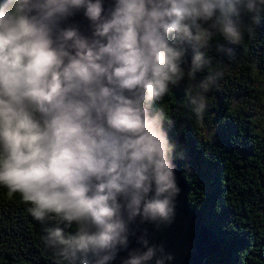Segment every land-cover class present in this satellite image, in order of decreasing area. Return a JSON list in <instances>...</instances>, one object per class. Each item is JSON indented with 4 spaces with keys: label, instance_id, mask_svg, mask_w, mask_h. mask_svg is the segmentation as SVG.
Returning a JSON list of instances; mask_svg holds the SVG:
<instances>
[{
    "label": "clouds",
    "instance_id": "obj_1",
    "mask_svg": "<svg viewBox=\"0 0 264 264\" xmlns=\"http://www.w3.org/2000/svg\"><path fill=\"white\" fill-rule=\"evenodd\" d=\"M261 6L264 0L0 4V188L51 225L42 242L56 264H109L127 248L137 217L172 222L175 146L153 104L184 78V45L192 46L187 75L195 79L211 64L202 50L214 34L239 44L241 14L259 23ZM80 11L89 35L61 27ZM222 76L211 72L189 97L197 121L205 93ZM139 243L146 250L130 252L123 264L172 259L146 239Z\"/></svg>",
    "mask_w": 264,
    "mask_h": 264
},
{
    "label": "trees",
    "instance_id": "obj_2",
    "mask_svg": "<svg viewBox=\"0 0 264 264\" xmlns=\"http://www.w3.org/2000/svg\"><path fill=\"white\" fill-rule=\"evenodd\" d=\"M257 15L259 23L241 14L245 32L237 45L214 34L202 50L211 64L195 79L187 75L192 46L184 45V78L153 104L164 113L173 159L189 189L187 205L200 213L218 244L203 264H264V6ZM217 70L223 76L205 93L199 122L189 97ZM25 208L18 195L0 188V264H56L42 242L51 225L35 221Z\"/></svg>",
    "mask_w": 264,
    "mask_h": 264
},
{
    "label": "water",
    "instance_id": "obj_3",
    "mask_svg": "<svg viewBox=\"0 0 264 264\" xmlns=\"http://www.w3.org/2000/svg\"><path fill=\"white\" fill-rule=\"evenodd\" d=\"M111 3L112 0H104L105 8ZM68 26L78 27L84 35L90 34L89 21L83 16L82 11L69 17L61 25V27ZM172 162L175 166V182L179 188V193L174 199V219L171 223H156L141 221L140 217H137L129 224L127 248L120 249L109 264H123L130 252L145 251L146 249L139 243L141 238L146 239L150 247H162L163 254L172 257L171 260H166L165 264H203L207 257L217 253V241L204 225L200 213L187 205L186 197L189 189L181 176V165L174 159ZM148 264H155V258Z\"/></svg>",
    "mask_w": 264,
    "mask_h": 264
},
{
    "label": "rangeland",
    "instance_id": "obj_4",
    "mask_svg": "<svg viewBox=\"0 0 264 264\" xmlns=\"http://www.w3.org/2000/svg\"><path fill=\"white\" fill-rule=\"evenodd\" d=\"M1 4V3H0Z\"/></svg>",
    "mask_w": 264,
    "mask_h": 264
}]
</instances>
